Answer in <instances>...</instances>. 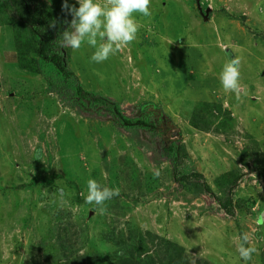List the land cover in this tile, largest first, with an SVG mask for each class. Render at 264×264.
<instances>
[{
    "label": "rangeland",
    "instance_id": "1",
    "mask_svg": "<svg viewBox=\"0 0 264 264\" xmlns=\"http://www.w3.org/2000/svg\"><path fill=\"white\" fill-rule=\"evenodd\" d=\"M34 1L62 9L63 0ZM199 1L211 8L207 20L194 0H151L152 15L133 14L142 26L116 55L94 63L96 49L85 42L66 48V57L83 88L118 102L125 116H137L139 103L163 110L183 133L185 165L214 192L222 175L240 176L235 217L175 183L154 137L116 129L48 93L33 71L34 40L0 14V264H59L93 253L108 260L130 230L168 239L209 264H264V225L256 223L264 213V177L254 169H264V0ZM233 58L241 61L239 97L220 82ZM205 102L211 117L200 121L195 113ZM56 174L75 182L78 194L62 179L32 184ZM89 179L120 189L104 215L85 204ZM240 233L257 249L250 261L237 250Z\"/></svg>",
    "mask_w": 264,
    "mask_h": 264
},
{
    "label": "trees",
    "instance_id": "2",
    "mask_svg": "<svg viewBox=\"0 0 264 264\" xmlns=\"http://www.w3.org/2000/svg\"><path fill=\"white\" fill-rule=\"evenodd\" d=\"M0 14L8 18L10 23H16V25L27 29L28 34L34 40L35 49L32 63L35 64V67L33 71L45 79L48 93H56L63 103L66 102L64 104L71 103L80 112L95 119L108 120L116 129L136 130L144 133L146 137H154V142L162 144L161 151L172 170V178L175 183L188 184L196 196L211 197L218 212L223 213L226 218L235 217L236 203L233 200V190L240 176L233 177L230 173L222 175L221 178L224 179V182L215 183L220 191L214 192L201 173L195 169L191 170L185 165V161L189 157L183 146V133L163 110L156 107L153 102L144 103L146 105L143 107V104L139 103L135 106L138 115L131 118L123 114L118 102L88 92L83 88L78 78L68 67L66 48L61 47L62 33L68 28L71 31L70 24L65 23L66 20L69 22L66 13L53 5L47 6L44 3L33 2V0H0ZM231 18L245 20L243 16H231ZM53 23H55V27H52ZM8 54L13 55V57L8 56L11 62L16 61L17 54L15 52ZM210 107L212 106L206 102L203 106L200 105L198 113H195L196 117L200 121L210 118L211 111L207 110ZM214 109L222 115H230L219 105L214 106ZM230 119L229 116L227 121ZM222 126L225 127V125ZM254 169L259 171V177H264V169L261 166L256 167L255 163ZM56 179H62L78 194L79 189L75 182L57 174L48 180H38L32 184L37 182L48 187ZM77 201L79 204L81 203L80 198ZM247 212L249 213L250 210L247 209ZM242 235L240 233V237ZM125 238L126 240L122 237L121 242L118 241L115 255H112L113 257L108 260L101 261L97 254L93 253L86 256L68 257L59 264H209L199 257H191L177 243L158 238L157 235H152L149 232L137 233L130 230ZM106 240L109 241V237Z\"/></svg>",
    "mask_w": 264,
    "mask_h": 264
},
{
    "label": "clouds",
    "instance_id": "3",
    "mask_svg": "<svg viewBox=\"0 0 264 264\" xmlns=\"http://www.w3.org/2000/svg\"><path fill=\"white\" fill-rule=\"evenodd\" d=\"M76 2L79 5L78 8L70 5L68 0L62 2L61 10L72 17L69 26L72 30L69 31L68 28L62 33L61 47L76 51L86 42L87 45L96 49L91 57L94 63L108 60L136 40L142 25L135 20L134 13H140L144 17L152 15L151 0H104L103 3L96 0H76ZM65 23L69 22L66 20ZM52 27H55V23ZM240 64L239 58L230 59L220 73L223 89L226 92L235 93L237 97L240 96L243 88ZM153 175L158 177L159 169H153ZM87 193L85 204H94L99 213L104 215L107 212L106 202L118 197L120 189L102 186L95 179H89ZM256 223L264 225V213L257 217ZM238 239L241 241L237 249L240 257L250 261L257 249L245 246L250 239L247 233Z\"/></svg>",
    "mask_w": 264,
    "mask_h": 264
},
{
    "label": "water",
    "instance_id": "4",
    "mask_svg": "<svg viewBox=\"0 0 264 264\" xmlns=\"http://www.w3.org/2000/svg\"><path fill=\"white\" fill-rule=\"evenodd\" d=\"M195 3H196V7H197L199 14L203 17L204 20H207L210 14L211 8L207 7L205 10H202L199 0H195Z\"/></svg>",
    "mask_w": 264,
    "mask_h": 264
},
{
    "label": "crops",
    "instance_id": "5",
    "mask_svg": "<svg viewBox=\"0 0 264 264\" xmlns=\"http://www.w3.org/2000/svg\"><path fill=\"white\" fill-rule=\"evenodd\" d=\"M6 55H7V56H10V57H13V55H10V54H8V53H7Z\"/></svg>",
    "mask_w": 264,
    "mask_h": 264
},
{
    "label": "flooded vegetation",
    "instance_id": "6",
    "mask_svg": "<svg viewBox=\"0 0 264 264\" xmlns=\"http://www.w3.org/2000/svg\"><path fill=\"white\" fill-rule=\"evenodd\" d=\"M202 10H205V9H202ZM199 13V12H198ZM200 15V14H199Z\"/></svg>",
    "mask_w": 264,
    "mask_h": 264
}]
</instances>
